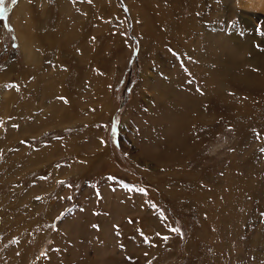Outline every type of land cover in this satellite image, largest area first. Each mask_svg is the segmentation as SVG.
Masks as SVG:
<instances>
[{"label": "rangeland", "instance_id": "obj_1", "mask_svg": "<svg viewBox=\"0 0 264 264\" xmlns=\"http://www.w3.org/2000/svg\"><path fill=\"white\" fill-rule=\"evenodd\" d=\"M247 1L3 0L0 264H264Z\"/></svg>", "mask_w": 264, "mask_h": 264}, {"label": "bare ground", "instance_id": "obj_2", "mask_svg": "<svg viewBox=\"0 0 264 264\" xmlns=\"http://www.w3.org/2000/svg\"><path fill=\"white\" fill-rule=\"evenodd\" d=\"M246 7H247V9L254 11V12H259V11L264 12V0H248L246 3ZM251 35L252 34H249V35L245 34L244 37L249 38ZM230 37H231L230 39L234 43L238 44V46L241 47L240 44H241L242 40L239 39L237 35L232 33L230 35ZM247 51H248V56H249L248 63L253 68H255L258 72H260L264 75V53H262L259 50L252 48L249 45V43H247ZM223 61H224V63H223ZM220 63H223L222 65L224 66L222 68V70H220V67H219ZM212 64L215 65V67H217V69L210 72V74H213V75H215V74H217V75L218 74H233L234 72H236L240 68V66L236 62H228L226 59H222V58L214 59ZM226 70H227V72H226ZM234 81L239 86H241L240 84H242V87H244V89H246L249 94H257L258 96L263 97V95H261V94L264 93V82L261 81L258 77L251 76V75H239V76H236L234 78ZM101 88H102V86H101Z\"/></svg>", "mask_w": 264, "mask_h": 264}, {"label": "snow or ice", "instance_id": "obj_3", "mask_svg": "<svg viewBox=\"0 0 264 264\" xmlns=\"http://www.w3.org/2000/svg\"><path fill=\"white\" fill-rule=\"evenodd\" d=\"M13 3H15V0H13ZM4 11H5V8L3 7V0H0V16H2V14L4 13ZM257 31H259V29ZM6 87H16V86L15 85H7ZM22 143H23V141H22ZM261 151L264 152V149H261ZM139 190L141 192L144 191V189H139ZM129 222H131V221H129ZM93 227H97V226L96 225H93ZM173 231H179V230L178 229H173ZM117 235H119V233H117ZM164 239L167 240V237H164ZM41 255H44V253H41Z\"/></svg>", "mask_w": 264, "mask_h": 264}]
</instances>
